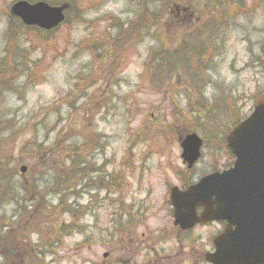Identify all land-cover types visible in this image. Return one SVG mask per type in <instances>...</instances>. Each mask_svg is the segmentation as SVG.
Wrapping results in <instances>:
<instances>
[{"label":"rangeland","instance_id":"1","mask_svg":"<svg viewBox=\"0 0 264 264\" xmlns=\"http://www.w3.org/2000/svg\"><path fill=\"white\" fill-rule=\"evenodd\" d=\"M17 1L0 0V59L11 47L5 39L3 12ZM39 1L51 0L32 3ZM156 1L146 10L144 0H111L99 12L89 13L85 24L63 25L49 36L42 32L44 42H38L35 33L29 39L32 45H22L28 48V56H19L22 67L27 75L40 76L42 81L25 89L24 77L15 92L4 94L1 128L10 126L5 136L10 134L8 146L15 156L34 138L44 144V156L26 173H18L14 185L21 190L20 194L16 191L19 200L0 208V235L9 237L8 241L0 238V243H11L5 253L0 248V264H204L196 252L188 256L189 250L183 251V237L172 231L165 202L169 186H179L176 170H185L180 139L184 130L190 132V126L198 125L194 120L200 105L183 77H174L163 88L151 87L143 65L149 49L156 45L154 37L134 30L150 23L151 13H162L160 29L171 49L182 43V48L194 49L201 35L213 45L218 40L217 50L207 60L209 66L214 64L210 73L217 89H206L205 97L219 99L225 93L239 99L237 109L244 117L263 92L260 70L251 62L257 57L264 60V18L258 8L254 15L231 21L223 30L222 23L225 27L227 22L214 21L222 11L210 12L209 0ZM242 1L248 6L257 2ZM115 19L134 27L115 37ZM108 27L110 39H102L108 51H93L94 46L81 50L79 44L89 34H102ZM186 55L185 51L182 57ZM53 105L58 113L49 112ZM231 111L220 119H230L235 113ZM224 122L227 133L233 125ZM196 130L204 137L200 125ZM207 132L214 133L213 127ZM84 137L88 145L84 151H69L68 146L84 144ZM208 141L195 168L199 177L229 162L219 155L216 142L210 137ZM95 147L98 150L92 154ZM72 156L77 164L87 159V173L73 175L66 163ZM51 159L57 168L53 176L43 172ZM65 178L68 181L62 183ZM34 180L40 191L36 200L22 192ZM134 200H148V209L134 205L131 212L128 206ZM213 234L214 229L199 230L188 237L187 244L208 243Z\"/></svg>","mask_w":264,"mask_h":264},{"label":"trees","instance_id":"2","mask_svg":"<svg viewBox=\"0 0 264 264\" xmlns=\"http://www.w3.org/2000/svg\"><path fill=\"white\" fill-rule=\"evenodd\" d=\"M32 2V0H29ZM146 5L147 0H144ZM180 3H183L185 0H178ZM209 4L212 6V11L216 14L218 12L222 11V15L220 17V13L216 16H214V21H220V22H227V25L224 27L223 23L221 26V29L225 30L227 27L229 28V23L234 20H238L240 17H246L249 15H254L256 10L259 8H262L261 11L264 10V0H257L256 4L253 6H248V4L245 1L242 0H209ZM58 0H51L49 3L56 5L58 4ZM64 2H71L72 3V10L69 12L67 16V22L66 24L72 25V24H79L81 23V17L85 15V13L95 8V5H98L101 0H65ZM156 1H154L155 3ZM195 2V1H194ZM59 5V4H58ZM76 5H79L78 7ZM147 8V5L145 6ZM9 9V7H8ZM8 11H4L3 14L7 17V29L5 31V39L7 41V46L11 45V47L6 48V54L5 56L0 59V104L3 103V95L5 93H13L15 92L16 84L19 80L26 77V84L23 86L25 89H28L29 87L40 83L42 79L40 76L37 78L31 77L30 74H26L25 70L22 67V64L20 62L21 57H19L22 53H25L28 56V52H25L27 49L22 48V45L24 43H30L32 45L33 43L29 41V39L35 35V38L38 42H44V38L41 35L40 30L34 29V28H26L21 24V22L16 19L12 18L9 15ZM72 13L75 14L72 18ZM264 16V12L262 14ZM73 19V20H71ZM229 25V26H228ZM228 30V29H227ZM49 36V34H46ZM158 36H162L160 33ZM158 42L160 44V49L152 52L149 56L148 61L145 63V72L144 77L149 76L148 81L151 82V87L155 88L156 86H160V88H163L164 86L170 85V80L174 77L181 78L183 77L186 82L185 85L190 87L193 91V93L196 94V101L198 105H200V108L196 112V117L194 122L198 125L190 126V132L192 131H198L196 130L199 125L201 128V131L204 133V135L207 138H211V140L215 141L218 146V152H227L225 148V142L224 139L221 138L224 136L225 131L223 130L225 126L224 121H229L230 124L238 123L243 119V116L240 113V110L238 108V104L240 102L239 99H234L228 94L222 93L220 95V98L217 99L215 96L212 99H207L205 97V90L213 87L217 89V86L215 82L213 81L212 74H209L208 68L209 66L207 64V60L210 53H213V51L218 48V40L216 41V45H213V43H210L208 38H202L201 35V41L196 46V48H190L187 47L182 52V54L186 51L188 55L185 57H182V54L179 53H170L167 49V44L165 41H162L161 38L158 37ZM225 37L223 38L222 44L224 45ZM81 50H89V46L85 43L81 44ZM98 46H103L100 42H97ZM97 46V47H98ZM264 49V47H263ZM35 50H38V48H35ZM95 51V50H93ZM96 54V52H95ZM98 56V54H97ZM252 65L259 69V74H261V79L263 81V92L260 95H264V60L261 57L255 58L252 62ZM185 67V68H184ZM184 68V69H183ZM181 73H184L185 75H180ZM187 73V74H186ZM96 84V82L94 83ZM71 98V97H70ZM241 99V97H240ZM233 102V103H232ZM232 103V104H231ZM71 105L70 103L68 104ZM229 106L234 107V111L229 108ZM235 112L234 116H232L228 120L220 119L221 116L227 115L229 112ZM49 112H55L58 113L59 109L53 105L51 110ZM189 113L194 114V110H190ZM175 117V114H174ZM1 121V119H0ZM204 122V123H201ZM216 125H214V123ZM12 123V122H9ZM1 122H0V208L2 206H6L16 200H19L18 195L16 194V191L20 194V189L14 185L15 179L20 172L17 168V165H26L29 169V166L33 165L35 167L38 162V158L43 159L44 153V144L38 143L36 138L33 139L32 142L29 144L26 143L23 148L19 151V154L15 156L14 152L11 151V149L8 146V140L9 136H5V132L8 131L10 126L8 128H1ZM214 130V133L207 132V130ZM185 132V133H184ZM184 135L188 134V131H183ZM5 136V137H4ZM82 136V134H81ZM89 138V137H88ZM86 137H84V144L77 147L76 144H73L71 146H68L67 148L69 151L76 153L79 152V149L84 151L85 146H88L85 142ZM206 139V138H205ZM207 140V139H206ZM209 141L207 140V144ZM10 149V150H9ZM98 147L93 148L92 154H94V151H97ZM20 158V160H18ZM70 164V168L72 169L73 175L77 171H85V173L88 172V167L90 166L87 164V159H85L83 162L77 164L76 159L72 157L67 158V162ZM55 162L51 159V164H44V171L48 173L49 176H53L52 173H56L57 168L54 166ZM87 167V168H86ZM58 173V172H57ZM35 184H32L30 187H24L22 188V192L25 195H31L33 197V200H36L39 198L40 191L38 190V184L37 180H34ZM68 181L67 178L63 179L61 181L62 183H65ZM11 183L13 185L11 186ZM68 183V182H67ZM77 186V183H76ZM71 187V186H70ZM68 187L67 189H70ZM87 188V185L84 186ZM35 190V194H33V191ZM69 191V190H68ZM66 193H61L58 196L64 197ZM62 200V199H61ZM7 227V226H5ZM8 236H1L0 238L7 240ZM9 238V237H8ZM8 241V240H7ZM11 243L3 241L0 243V248L5 251L9 248ZM5 245V246H3ZM2 246V247H1Z\"/></svg>","mask_w":264,"mask_h":264},{"label":"water","instance_id":"3","mask_svg":"<svg viewBox=\"0 0 264 264\" xmlns=\"http://www.w3.org/2000/svg\"><path fill=\"white\" fill-rule=\"evenodd\" d=\"M69 4L20 1L11 8L24 25L50 32L65 20ZM236 158L234 167L201 179L187 191L172 189L175 225L183 230L213 221L228 223L226 232L214 241L217 252L212 264H263L264 255V96L254 99L253 112L236 124L226 138ZM203 140L196 133L181 141L182 160L189 168L201 157ZM22 173L26 168L21 169ZM203 208L200 217L197 209ZM107 255L105 254L104 257Z\"/></svg>","mask_w":264,"mask_h":264},{"label":"flooded vegetation","instance_id":"4","mask_svg":"<svg viewBox=\"0 0 264 264\" xmlns=\"http://www.w3.org/2000/svg\"><path fill=\"white\" fill-rule=\"evenodd\" d=\"M93 34L94 33H92L91 35L93 36ZM214 34H215V32H214ZM179 47H181V45L178 46L177 48H172V49L169 48V50L171 53H174V52L182 53L185 50V48H182V47L179 48ZM213 65H211L208 68L209 72H211ZM218 153L220 156H226L229 159V162H228V164H225L224 166H222V168L216 166V168H214L212 170V172L209 174L217 173V172H219V173L225 172V171L231 169L234 165L235 158L233 157V155H231L230 152H218ZM184 166H185V170H179V169L176 170L178 184H179L178 188L182 191L187 190L192 185L198 183L203 177L209 175V174H206L202 177H199L197 175V173L195 172L196 166H194L192 168H189L187 165H184ZM173 187L174 186H169V188H168L169 189V196H170V191ZM140 201L141 202H139V200L138 201L134 200V202H132L133 205L128 206L130 209L132 208L131 212L134 209V205H137V207L148 209L147 208L148 200H140ZM165 202L169 206V216H170V219L172 220V223H173V230L172 231L179 234V237H183V239H182V245H184L183 251H185V249H188L189 250L188 256H190L191 254H194L193 252H196L197 258H199L201 261H203L204 264H209L206 261L207 256L215 254L216 247L214 245V241L219 236H221L225 233L227 224L225 222H210V223H206V224L197 225V226L193 227L192 229L183 230L180 226H176L174 224V209L170 204L169 197H168V200H165ZM203 210H204L203 208H198L197 209V215L200 216L202 214ZM129 216L132 217L131 214H129ZM138 216H140V218L142 219V218H144V213H142L141 215H138ZM208 228L214 229V234L209 238L208 243H203L202 241H195L194 246L190 247L189 246L190 238H188V237L192 236L194 233H197L199 230L208 229ZM163 234H164V232H163ZM187 242L189 244H187ZM190 252H191V254H190ZM261 255H264V251L260 252V255L258 257H260ZM263 264H264V261H263Z\"/></svg>","mask_w":264,"mask_h":264}]
</instances>
